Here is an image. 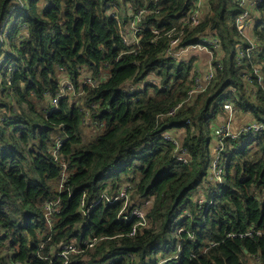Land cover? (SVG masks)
Segmentation results:
<instances>
[{
	"label": "trees",
	"instance_id": "16d2710c",
	"mask_svg": "<svg viewBox=\"0 0 264 264\" xmlns=\"http://www.w3.org/2000/svg\"><path fill=\"white\" fill-rule=\"evenodd\" d=\"M112 1L154 10L143 20L138 54L124 52L120 26L107 13ZM211 3L179 48L216 35L223 68L174 115L168 113L187 99L195 78L192 61L165 55L171 38L164 33L187 15L191 0H26L14 10L0 81V264H65L56 256L62 243L91 239H97L93 246L84 245L68 264H264V234L244 236L251 228L264 231V131L227 140L224 183L208 207L198 202L212 159L211 124L225 114L224 103L231 101L247 123H264V90L254 78L257 93L250 95L244 79L250 65L236 63L239 33L232 19L240 9L234 0ZM14 4L0 0V28ZM259 13L254 32L262 53L256 61L264 71V0ZM25 25L28 34L21 37ZM11 65L16 70L10 78ZM82 68L108 78L96 87L83 85L82 96L64 97L49 110L46 95L57 94L63 74L80 88ZM151 74L162 84L149 81L133 94L124 90L127 80ZM172 129L186 130L188 163L177 160L174 145L161 136ZM59 137L65 138L61 160L69 165L62 188L61 165L50 151ZM125 184L131 185V205L151 202L147 225L134 235L137 220L119 218L121 201L93 205ZM83 198L86 208L93 205L86 215ZM48 201H59L60 208L51 226Z\"/></svg>",
	"mask_w": 264,
	"mask_h": 264
},
{
	"label": "built area",
	"instance_id": "2783aa9c",
	"mask_svg": "<svg viewBox=\"0 0 264 264\" xmlns=\"http://www.w3.org/2000/svg\"><path fill=\"white\" fill-rule=\"evenodd\" d=\"M212 0H191L192 6L190 7L186 16L179 19V21L173 24L169 30L164 34L168 35L171 39L169 45L165 51V55L169 58H173L177 61H183L185 58H182L187 54L191 48L204 49L206 50L209 56V62L207 70L195 79V83L188 92V97L186 100L178 103V105L170 110L168 115H174L176 111L183 106L185 102H193L195 97L208 88L213 79L217 76L218 70L223 68V65L219 58H217L221 53V41L216 35L211 33L201 35V43L196 45H189L187 47H180L179 44L184 39L188 29L195 28L199 26L204 17L212 9ZM26 0H15V4L11 9L10 15L3 21L0 28V81H1V68L2 62L5 58V48L7 49V44L9 42V33L14 21V10L18 7H23ZM234 3L240 9L239 13L236 14L232 19V24L237 28L239 37L237 38V43L235 45L236 53V63L237 65L249 64L250 70L244 74V79L246 80L247 92L250 95L256 96L257 88L253 82L254 78H257L258 83L261 88L264 90V71L262 65L256 61L262 53V44L258 37L252 34L250 31H255V27L259 18V8L263 3V0H234ZM154 12L147 7H134L131 3H121L117 1L109 2L107 5V13L114 19L117 20L120 26V35L123 41V44L127 47L128 50L124 51L125 53L138 54L142 48L141 46V37L143 32V20L147 15ZM153 32L161 36V31L158 29H153ZM28 34V27L25 25L22 28V33L19 36ZM123 52V53H124ZM217 59V63H214V60ZM16 69L14 66L9 67V77L11 78L12 74ZM108 75H105L102 78H95L90 70L87 68L81 69V74L79 76L80 88H77L72 82L70 77L67 74H63L60 80L59 91L55 96H51L50 93L46 95V100L49 103V110H54L58 107L60 101L64 97L71 99L78 98L84 94L83 85H92L98 86L103 81L107 80ZM152 82L156 84H162L161 78L156 74L148 75L145 79L140 82H136L133 79L127 80L123 84V88L129 94H133L136 91L142 89L147 82ZM225 114L220 116L212 125V140L210 143V148L212 151V159L209 165L208 174L203 178L202 184L198 190V202L201 207H208L212 200L210 197L217 192V189H220L224 183V165L222 162V155L226 149L227 140L230 138H237L242 133L247 131H264V123L250 122L243 124L239 129H234L236 116L238 115V110L235 108L231 101H226L223 105ZM85 110V123L90 122V111L84 107ZM95 124H97L95 122ZM103 126V124H102ZM163 139L170 141L174 145V153L177 160L184 163H188L190 160L189 153L183 147L182 141L185 138L182 134L179 133V129L175 130H165L161 133ZM65 138L59 137L56 143L50 147V151L53 155L54 161L61 165L62 177L60 188L64 187V183L69 177L68 164L61 160L60 149L64 144ZM210 195H208V188H211ZM131 185L125 184L120 193L115 196H110L108 192H104L101 197L93 204H97L103 199H107L110 203H116L118 201L122 202L121 212L119 213V218L124 220H131L136 218V223L134 224L130 235L136 234L138 227L146 226L148 223L147 219V209L150 207L149 201L143 202L140 206L131 205L130 199ZM86 208V200L83 198L81 200L80 209L84 215H86L90 208ZM45 217L47 223L51 226L53 224L54 218L59 213V201L52 202L48 201L45 203ZM189 215V214H188ZM264 234V231H255L254 228H251L248 233H245L244 236H253V235ZM97 239H91L85 241V243H77L76 240H71L69 242H64L60 245L56 256L61 257L65 260V264H68L69 257L72 254L81 253L85 250V246H93ZM257 262L259 261L258 257H254ZM169 259H160L157 264H168Z\"/></svg>",
	"mask_w": 264,
	"mask_h": 264
},
{
	"label": "rangeland",
	"instance_id": "374dc122",
	"mask_svg": "<svg viewBox=\"0 0 264 264\" xmlns=\"http://www.w3.org/2000/svg\"><path fill=\"white\" fill-rule=\"evenodd\" d=\"M187 61H192L193 62V68H192V74L191 76L194 77L195 79L197 77H200L201 74H203L207 70L208 62H209V54L206 52L204 49L196 48L193 49L191 48L190 51L187 53V55L183 56L182 58L187 57ZM222 116V115H221ZM239 115H237L236 118V123L246 124L248 121V118L241 119L238 118ZM86 134L90 135L91 133L94 134V131L90 127L85 128Z\"/></svg>",
	"mask_w": 264,
	"mask_h": 264
},
{
	"label": "crops",
	"instance_id": "0c3cea01",
	"mask_svg": "<svg viewBox=\"0 0 264 264\" xmlns=\"http://www.w3.org/2000/svg\"><path fill=\"white\" fill-rule=\"evenodd\" d=\"M252 34H254V31H250ZM207 52V51H206ZM209 54V53H208ZM187 54H185V56H186ZM209 56H210V54H209ZM187 58H188V56L187 57H185V60H187ZM242 125L240 124V123H236V121H235V125H234V129H239V127H241ZM179 133L180 134H182L183 136H185V134H186V130L185 129H180L179 130Z\"/></svg>",
	"mask_w": 264,
	"mask_h": 264
}]
</instances>
